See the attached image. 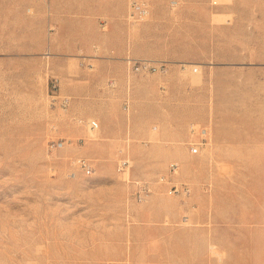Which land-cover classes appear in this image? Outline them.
Segmentation results:
<instances>
[{"label": "rangeland", "instance_id": "1", "mask_svg": "<svg viewBox=\"0 0 264 264\" xmlns=\"http://www.w3.org/2000/svg\"><path fill=\"white\" fill-rule=\"evenodd\" d=\"M0 264H264V0H0Z\"/></svg>", "mask_w": 264, "mask_h": 264}, {"label": "built area", "instance_id": "2", "mask_svg": "<svg viewBox=\"0 0 264 264\" xmlns=\"http://www.w3.org/2000/svg\"><path fill=\"white\" fill-rule=\"evenodd\" d=\"M151 15L150 5L147 2H137L132 1L130 3V12L129 17L132 21H142L145 20L147 17ZM127 66L130 71H134L135 73H144L150 74L154 71H161L166 72V68L163 64L160 66H155L149 60H135V59H128ZM194 72H198V69H194ZM89 128L92 131L99 130V123L97 121H91L89 123ZM209 130L206 127H202L198 124H191L189 127V140L187 141V146L189 151L192 154H197L201 151L204 145L207 144ZM75 165L78 166L79 169L83 171V173L90 177L94 172V167L87 159H78L75 162ZM129 168V160L128 159H121L118 163V169L121 173H126ZM178 164L174 163L170 165L169 174L160 177L159 181L162 185L168 187V194L169 195H184L189 196L191 194V189L187 184H180L177 185L173 183L172 177L173 175L177 174ZM146 189H142L141 193L144 192ZM139 201H142L140 196Z\"/></svg>", "mask_w": 264, "mask_h": 264}, {"label": "bare ground", "instance_id": "3", "mask_svg": "<svg viewBox=\"0 0 264 264\" xmlns=\"http://www.w3.org/2000/svg\"><path fill=\"white\" fill-rule=\"evenodd\" d=\"M197 68V67H196ZM196 68H194V69H196ZM194 69H193V71H194ZM198 69V71H199V68H197ZM92 131V130H91Z\"/></svg>", "mask_w": 264, "mask_h": 264}, {"label": "crops", "instance_id": "4", "mask_svg": "<svg viewBox=\"0 0 264 264\" xmlns=\"http://www.w3.org/2000/svg\"><path fill=\"white\" fill-rule=\"evenodd\" d=\"M92 175H93V174H92ZM92 175H91V176H92ZM170 201H173V200H172V199H170Z\"/></svg>", "mask_w": 264, "mask_h": 264}]
</instances>
